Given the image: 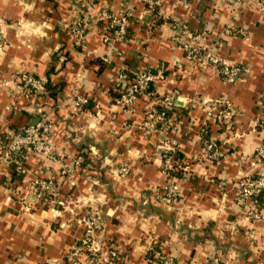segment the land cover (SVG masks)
<instances>
[{
	"label": "crops",
	"instance_id": "0c3cea01",
	"mask_svg": "<svg viewBox=\"0 0 264 264\" xmlns=\"http://www.w3.org/2000/svg\"><path fill=\"white\" fill-rule=\"evenodd\" d=\"M161 1L160 15L150 16L139 0H0V19L7 25L0 70L30 72L47 81L40 107L55 126L49 138L59 151L52 161L30 156L24 174L0 160V264H70L84 233L79 218L94 212L103 217L99 241L120 250L126 264H149L156 255L181 264H206L215 257L221 264H264V221L249 219L236 203L239 182L264 173L252 159L264 139L257 128L264 116V13L253 5L234 16L224 2L213 8L207 0ZM101 9L130 13L125 40L103 43L104 26L98 24L83 47L76 46L67 25L79 15L94 19ZM168 17L186 20L192 31L208 29L211 41L221 43L218 54L246 67L243 78L229 84L187 62L167 30ZM227 24L247 35H222ZM124 68L165 75L159 94L180 98L167 132L140 131L144 99L132 118L116 105ZM75 91L89 99L80 111L69 97ZM216 99L234 107L232 131L208 116L204 101ZM37 117L14 89H0V144ZM205 127L224 151L219 163L204 157ZM164 146L181 153L178 175L163 172L169 153ZM77 155L84 162L72 186L60 172ZM125 164L131 173L120 179ZM37 177L54 178L60 187L56 196L41 201L29 193ZM170 179L179 184V193L166 205L157 192ZM258 212L264 216V201Z\"/></svg>",
	"mask_w": 264,
	"mask_h": 264
},
{
	"label": "built area",
	"instance_id": "2783aa9c",
	"mask_svg": "<svg viewBox=\"0 0 264 264\" xmlns=\"http://www.w3.org/2000/svg\"><path fill=\"white\" fill-rule=\"evenodd\" d=\"M139 1L144 5L147 15H160L161 0ZM207 1L210 2L213 8L224 2L230 10L235 12L234 16L250 10L251 5L256 6L260 13H264V0ZM165 20L168 23V32L173 36L175 43L181 47L186 61L191 65L205 71H213L229 84H234L243 78V75L247 72L246 67L223 59L217 52L221 43L219 40L211 41L212 33L208 29L192 31L186 20L169 17ZM98 24L104 25L103 43L110 45L125 40L132 21L128 11L112 13L107 9H101L94 19H86L80 15L73 18L67 25V32L76 46L83 47L87 41L89 31ZM6 28L5 22L0 19V53L6 48ZM222 35L245 37L247 31L244 28L227 24ZM163 81H165V75L162 72L153 73L144 69L132 72L128 68H124L118 76L116 87L120 88V95L116 99V105L124 113L132 118L141 99H144L147 103L145 118L139 127L145 136L167 132L170 129L171 122L175 120L172 111L180 98L173 93L159 94L157 87ZM1 88L14 89L17 96L25 100L30 110L35 112L39 118L36 125H28L20 131L6 135L4 141L0 144L1 162L8 166L13 165L17 173L24 174L25 161L30 156H37L44 161L54 160L59 151L50 140L49 135H51L55 126L40 107V103L44 101L47 92V81L30 72L22 71L5 75L0 70ZM69 97L72 107L77 111L82 110L89 102V99L78 93V91L72 92ZM204 103H207L208 116L214 123L226 131L234 129L236 113L231 102L226 99H216L204 101ZM125 126H129L128 121ZM257 128L264 130V116L257 123ZM201 135L203 137L208 135L207 127L201 130ZM164 148L166 151L171 152L170 148L165 146ZM203 154L207 160L219 163L224 156V151L220 149L215 141L205 138ZM252 159L255 161L254 165L264 167V139L256 149ZM83 162V156H75L71 163H67L62 167L61 177H67L70 185L73 186L72 177L81 168ZM171 168L172 156L167 153L164 155V174L169 176ZM130 173L131 166L125 164L119 169L118 175L120 179H126ZM171 181L170 179L162 191L157 192L158 200L166 205H172L179 193V184ZM59 190V183L54 178L37 177L31 183L29 193L42 201L56 196ZM260 197L262 200H260ZM262 201H264V173H251L245 176L239 182L237 205L245 211L249 219H262L264 221V216L258 212ZM79 222L84 227V233L69 260L70 264H126V259L120 250L113 246H104L99 241V235L104 227L100 212L81 216ZM78 256H83L84 259L79 260ZM147 261L149 264H181L173 257L163 255L151 256ZM58 264H64V262ZM206 264H221V259L218 257L211 258Z\"/></svg>",
	"mask_w": 264,
	"mask_h": 264
},
{
	"label": "trees",
	"instance_id": "16d2710c",
	"mask_svg": "<svg viewBox=\"0 0 264 264\" xmlns=\"http://www.w3.org/2000/svg\"><path fill=\"white\" fill-rule=\"evenodd\" d=\"M103 25V24H102ZM104 26V25H103ZM208 139L209 138V133L208 135L204 136V139ZM169 155L172 156V168H171V172H170V177L173 176V174H177L174 173V170H179L181 169V153H179V151H174V152H169ZM177 172V171H176ZM178 175V174H177ZM260 200H262V198L260 197Z\"/></svg>",
	"mask_w": 264,
	"mask_h": 264
},
{
	"label": "water",
	"instance_id": "95a60500",
	"mask_svg": "<svg viewBox=\"0 0 264 264\" xmlns=\"http://www.w3.org/2000/svg\"><path fill=\"white\" fill-rule=\"evenodd\" d=\"M38 121H39V118L37 117V118L33 119L30 124L36 125Z\"/></svg>",
	"mask_w": 264,
	"mask_h": 264
},
{
	"label": "clouds",
	"instance_id": "9594fccd",
	"mask_svg": "<svg viewBox=\"0 0 264 264\" xmlns=\"http://www.w3.org/2000/svg\"><path fill=\"white\" fill-rule=\"evenodd\" d=\"M47 26H48V25H42V27H47ZM39 34H40V36H43V35H44L43 32H41V33H39ZM14 64H15V61H13V64H10L9 67H12Z\"/></svg>",
	"mask_w": 264,
	"mask_h": 264
}]
</instances>
